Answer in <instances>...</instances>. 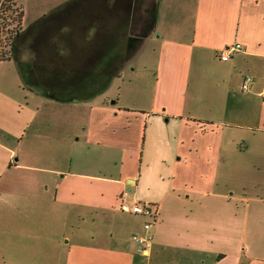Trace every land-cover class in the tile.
<instances>
[{"label": "crops", "instance_id": "1", "mask_svg": "<svg viewBox=\"0 0 264 264\" xmlns=\"http://www.w3.org/2000/svg\"><path fill=\"white\" fill-rule=\"evenodd\" d=\"M75 1L43 9L32 23L66 20ZM99 2L97 21L113 0ZM165 3L145 0L140 11L139 28L153 16L141 45L159 46L147 94L129 83L122 92L117 86L114 103L101 97L120 71L101 77L95 97L59 100L23 83L15 58L0 61V98L26 113L18 141L0 132V198L60 203L74 215L86 242L70 246L64 264L129 262V237L142 233L144 219L119 210L122 192L127 204L158 207L147 264H264V0ZM165 7L171 34L156 37ZM69 29L63 23L56 35L62 40ZM56 44L54 54L65 55ZM234 44L241 49L221 62L218 52ZM246 76L252 81L243 92ZM87 223L93 229L85 232ZM21 244L33 242L0 230V264L5 257L13 264L9 255H19Z\"/></svg>", "mask_w": 264, "mask_h": 264}, {"label": "rangeland", "instance_id": "2", "mask_svg": "<svg viewBox=\"0 0 264 264\" xmlns=\"http://www.w3.org/2000/svg\"><path fill=\"white\" fill-rule=\"evenodd\" d=\"M23 0H15L16 5L12 6V0H4L0 4V58H15L21 65V71L24 75V82L27 85L35 86L43 92L50 91L51 95L61 99H80L84 97L96 96L95 91L99 88L103 76H94L92 73H79L78 75L66 73V75L55 76L51 88L48 90L37 86L34 79L30 77L29 70L35 61L34 46L32 45L35 23H32L35 15L45 8H50L61 3L63 0H25L24 27L18 25L16 14H12V9L22 8ZM166 6L170 8V0H165ZM179 13L174 15V20ZM163 20L156 30V37L159 34H171L172 26L171 16L166 14V7L163 13ZM181 16V14L179 15ZM178 21H181L178 19ZM31 24V25H30ZM184 36H187L190 29L188 25H183ZM19 33L15 37V32ZM62 49L65 47L59 45ZM158 47L156 42L148 43L144 46L136 45L128 49V56L123 61V56L116 61L106 74H116L121 71L122 78L117 83L114 82L109 91L103 96L110 101L116 99L118 88L121 86V92L129 83H133L136 91L147 94L152 87V72L156 62V53L154 48ZM115 51H118L115 46ZM107 52V50H106ZM95 78V81H94ZM123 83L124 81V84ZM131 81V82H130ZM1 95V94H0ZM44 95V93H43ZM15 103V102H14ZM7 99L5 96L0 98V132L3 133L8 141H18L23 130L22 122L26 115L25 112L18 114L17 104ZM2 153L0 152V158ZM143 181L139 182V191H144L146 185ZM20 200L12 205H5L0 198V215L4 218L0 221V230L3 233H18L20 236H26L33 242L31 248L21 244L19 255H9L13 264H40L42 258L49 259L51 264H64L70 257L68 251L70 246L79 240L77 237V223L73 214L60 203L48 205H39L35 199L20 197ZM140 218V217H139ZM142 219V218H141ZM88 225V227H87ZM92 224H85V232L92 230ZM140 233H133L128 240V244L135 249L132 251L129 262L122 258L121 264H147L148 258L141 252L138 246L132 241V236ZM68 242V243H66ZM44 249V252H43ZM30 252L32 257L27 259L24 254ZM4 256V255H3ZM5 264L11 262L7 257L2 258ZM8 260V261H7ZM0 263L2 260L0 259Z\"/></svg>", "mask_w": 264, "mask_h": 264}, {"label": "flooded vegetation", "instance_id": "3", "mask_svg": "<svg viewBox=\"0 0 264 264\" xmlns=\"http://www.w3.org/2000/svg\"><path fill=\"white\" fill-rule=\"evenodd\" d=\"M103 1L100 0L99 3L102 4ZM144 1L113 0L110 13L105 18L101 16L97 21L92 18V10L97 5V0H77L69 7L66 20L60 15H53L40 21L33 31L32 45L36 59L29 70L30 77L37 86L49 90L54 77L62 74L78 75L90 72L93 77L106 75V71L120 57L123 56L124 61L129 55V48L141 45L142 36L148 31L146 27L152 25L153 16L151 18V14H147L146 19L141 20L144 23L139 28ZM63 23L68 24L70 29L60 40L56 33ZM53 35L56 36L49 43V38ZM56 42L67 49L65 55L54 54L58 50ZM115 46L118 51L113 50Z\"/></svg>", "mask_w": 264, "mask_h": 264}, {"label": "built area", "instance_id": "4", "mask_svg": "<svg viewBox=\"0 0 264 264\" xmlns=\"http://www.w3.org/2000/svg\"><path fill=\"white\" fill-rule=\"evenodd\" d=\"M4 0H0L1 2ZM17 31L15 32V37L17 36ZM241 49L239 44H234L231 46H227L222 48L217 57L221 62L228 61L233 54L238 52ZM252 79L249 76H246L242 82L241 90L246 92L248 89V85L251 83ZM128 194L126 192H122L119 195V210L123 213H129L134 216H139L144 219L142 223V233L135 234L132 236V241L138 246L141 252L147 255L148 251L151 249L153 244V234L152 229L157 224L159 218V210L156 205L149 203H140L133 202L131 204H127L125 202Z\"/></svg>", "mask_w": 264, "mask_h": 264}, {"label": "trees", "instance_id": "5", "mask_svg": "<svg viewBox=\"0 0 264 264\" xmlns=\"http://www.w3.org/2000/svg\"><path fill=\"white\" fill-rule=\"evenodd\" d=\"M11 4H12V6H14V5H16V3H15V0H12V2H11ZM13 11H12V14L13 13H15L16 14V20H17V24L18 25H21L22 24V19H23V10H22V8L21 7H19V9H18V11H16V8L14 9H12ZM39 23V22H38ZM38 23H35L34 25H36V24H38ZM19 32V29L17 30V33ZM19 33H21V32H19ZM9 59H12V58H0V61H4V60H9ZM19 66H20V64H19ZM21 68V67H20ZM21 70V69H20ZM21 77H22V79H23V83H25L24 82V75H22L21 74ZM106 84V83H105ZM104 84V85H105ZM103 85V86H104ZM102 86V87H103ZM101 87V88H102ZM44 93V95L45 96H47V97H51V98H55V96H53V95H51V93H50V91H46V92H43ZM59 100H60V98H58Z\"/></svg>", "mask_w": 264, "mask_h": 264}, {"label": "water", "instance_id": "6", "mask_svg": "<svg viewBox=\"0 0 264 264\" xmlns=\"http://www.w3.org/2000/svg\"><path fill=\"white\" fill-rule=\"evenodd\" d=\"M112 103H114V102L112 101Z\"/></svg>", "mask_w": 264, "mask_h": 264}]
</instances>
